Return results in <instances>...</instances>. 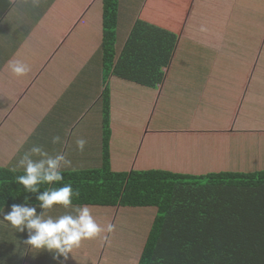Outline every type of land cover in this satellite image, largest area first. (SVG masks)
<instances>
[{"label":"crops","instance_id":"obj_1","mask_svg":"<svg viewBox=\"0 0 264 264\" xmlns=\"http://www.w3.org/2000/svg\"><path fill=\"white\" fill-rule=\"evenodd\" d=\"M187 1L184 15L180 7ZM187 1L121 0L120 57L141 21L145 28L161 27L175 37L163 39L172 43V51L153 70L143 68L140 80L136 72L111 78L114 171L255 172L264 162V147L251 142L264 139V71L250 53L254 42L217 38L218 49L209 44L215 32L230 26L240 30L246 9L264 14V0ZM122 24L126 34L120 52ZM104 39V0H0V168L12 169L33 145L50 155L65 154L70 168L62 164L63 172L102 167ZM81 49H86L83 55ZM16 60L30 67L26 75L11 72L8 64ZM161 104L167 113L164 124ZM54 136L62 143L53 144ZM80 138L87 141L83 151L76 145ZM89 207L102 228L123 213L152 221L156 215L151 207ZM55 209L54 218L65 214L62 206ZM27 236L1 217L0 264H101L113 238L103 232L82 241L67 259L56 260L24 243ZM148 236L117 233L111 240L116 264H138Z\"/></svg>","mask_w":264,"mask_h":264},{"label":"trees","instance_id":"obj_2","mask_svg":"<svg viewBox=\"0 0 264 264\" xmlns=\"http://www.w3.org/2000/svg\"><path fill=\"white\" fill-rule=\"evenodd\" d=\"M104 2L103 165L63 172L61 183L43 184L36 194L26 193L16 182L23 171L0 168V211L24 205L26 195L29 203L24 206L39 207L37 195L71 184L79 193L73 197L74 205L156 209L138 264H264V170L194 175L163 169H112L111 78L136 72L135 80H140L143 68L151 71L162 64L173 49L172 43L162 41L165 37L173 41L175 35L153 25L145 28L141 21L120 57L121 0ZM185 7H180L184 15L189 1Z\"/></svg>","mask_w":264,"mask_h":264},{"label":"clouds","instance_id":"obj_3","mask_svg":"<svg viewBox=\"0 0 264 264\" xmlns=\"http://www.w3.org/2000/svg\"><path fill=\"white\" fill-rule=\"evenodd\" d=\"M11 72L16 76H24L30 71V67L22 61H10L8 64ZM52 143H62L59 136L52 138ZM87 141L77 139L76 145L83 151ZM35 157V159H33ZM62 164L70 168V161L66 155L56 153L50 155L41 145H33L17 161L11 171L14 173L20 169L23 175L16 177V182L23 186L26 193L36 194L40 192L43 184H59L64 180ZM71 184H63L61 187L49 188L37 195L38 206L44 210H51L54 206H62L65 214L58 217L37 214L35 207L24 206L29 203L28 195L24 198V205L13 204L11 212L0 211V217L8 222L9 226L18 232L27 229L28 236L24 243L37 250H45L53 254V259L61 257L67 259L68 255L81 246L82 241L99 237L101 233L114 231V226L108 224L101 227L92 215L87 205H74L73 197L78 196ZM73 213H76L75 215Z\"/></svg>","mask_w":264,"mask_h":264},{"label":"rangeland","instance_id":"obj_4","mask_svg":"<svg viewBox=\"0 0 264 264\" xmlns=\"http://www.w3.org/2000/svg\"><path fill=\"white\" fill-rule=\"evenodd\" d=\"M237 4H239L238 1H236ZM251 6L252 10L254 11V4ZM248 10L246 13L245 12H241L240 16L242 18L245 19V21H242V26L241 29H237L234 26H230V30L226 31V32H215L214 36L215 37H211L213 38L212 41L209 42V44L211 46H214L216 49H218L221 45V43H219L218 41H214L217 38H222L226 41H253V45L250 47V53L256 54V57L259 58L260 63H262V68H260V70L264 71V30H260L262 29V27L259 26H264V14L262 13V10H259L260 12H252L250 11V9H246ZM122 28H123V24H122ZM125 34H126V30L125 28H123V33L121 34V40H120V45H119V50L120 52H122V47H125L123 42L125 39ZM220 35V36H219ZM225 35V36H224ZM257 45V46H256ZM246 50L249 51V48L247 46ZM86 52V49H81V54L83 55V53ZM213 52L217 53L218 51L213 50ZM215 64V63H214ZM176 69H178V65L175 66ZM183 67V66H181ZM180 69V68H179ZM237 69V68H236ZM205 70V68L203 69ZM229 69H227L228 71ZM180 71V70H179ZM186 97L189 99L190 97V92L188 90V92H184ZM166 111H165V105L161 104L160 106V122L162 124H164V118H166ZM255 125L256 122H255ZM252 143H255L256 147H260L263 148L264 146L262 145L264 143V139L262 141H260V139H256V140H251ZM258 170H263L264 169V162L262 164H259L257 167ZM36 208V212L37 214H42L43 212L46 213V216H56L58 213V209L55 210H51V211H45L42 208ZM122 212V210L120 211ZM123 214H121L118 218H113L112 222H110V224H112L114 226V231L111 232V235L113 236V238L111 240H115L116 234L117 233H141L143 234V236L145 237V235H147V233L150 232L151 230V222L152 218H149V220H146L145 218H138L141 217L140 214L139 215H135V214H128L126 216H123ZM100 224V226H102L104 223H98ZM15 232H17L19 235H21L22 237H26V235L28 234L27 229L25 228L24 232H18L16 229H14ZM128 237L125 238V240ZM111 240L110 242H108V244L106 245V249H105V253H104V257L101 261V264H116V260L119 259V257L115 254L114 251H111L112 248H114L111 244ZM125 242V241H123ZM120 256V254H119Z\"/></svg>","mask_w":264,"mask_h":264}]
</instances>
